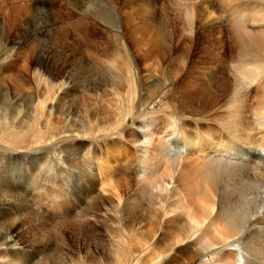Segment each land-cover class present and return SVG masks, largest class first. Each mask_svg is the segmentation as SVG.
Instances as JSON below:
<instances>
[{"label": "bare ground", "instance_id": "bare-ground-1", "mask_svg": "<svg viewBox=\"0 0 264 264\" xmlns=\"http://www.w3.org/2000/svg\"><path fill=\"white\" fill-rule=\"evenodd\" d=\"M11 1L13 3V5L10 4L11 6L0 3V15L3 14L4 7L6 6L8 7V13H10L9 16L6 14L7 17L0 22V40L5 45L10 41V29L5 24L10 23L9 25L11 26L22 24L25 26L23 32L24 37L20 38L17 44L22 42L27 43L31 40H35L36 42V45H28L26 47L28 49L25 50V52L30 54L33 63L37 65V68L31 74L36 84L34 88H31L33 85L29 87L25 79L19 77L20 75L13 76L10 74L2 79L0 78V111L6 114L4 105L11 106L13 102L15 104L16 100L24 95V93H29L30 99H33L35 95L38 96L36 91L44 88L45 94L41 103H44V106L46 101H48L47 105L49 103L51 104L47 108L46 114L51 120L49 119V126L46 129L53 134L52 137L47 138L48 141L46 144L66 141V148L74 154L75 151L70 149L69 146L71 145L67 141H75L80 137L85 138L84 136L86 135H82L84 133L76 129V127H73L75 125H70L65 118L73 112H76L75 103L77 101L84 108V116H87V119H89L88 123L92 122L96 124L98 133H95L97 134L95 137H106L114 134V132L120 131L121 125L126 123L127 118H136L138 108H143L151 104L156 97L164 94L166 87L167 90L170 89V86H173L172 96L168 98L169 100H167L163 108L168 107L173 112L182 114V116L204 115L205 117V115H209V118L213 119V121H217V123L222 121L231 130V135L222 141H219L220 138L211 136V130L209 131L206 128L199 127V125L195 126L193 131H184L185 135L183 137H177L174 134L172 123L168 119L162 121L163 116L159 114L148 120H137L136 128L131 131V137H129L128 141L138 152L139 157L137 160L132 161L133 157L129 163L121 160L129 149L127 147L125 148V144L121 140H118L114 144L115 151H112V154L118 153V155L114 157L112 165L109 164L110 160L108 158L107 148L96 151V155L108 164V176L115 178V181L109 185L108 189L97 193L96 205L90 210L91 212L88 210L83 212L86 223L88 224L87 220L89 217L96 220L101 210L107 215L110 214V219L113 217H122L124 213L129 217L133 210L129 208L125 209V196L129 189L133 187L132 185H134L135 190H133L137 192L138 197L141 194V198L146 199L148 210H145L146 214L141 215L140 220L133 221V223L123 225L124 221L115 224L116 230H121L120 232L122 233L128 235L142 234L140 238H147L144 243L146 246L143 249L132 251L133 257L142 256L141 253L150 246V242L154 239L155 234L160 233L165 228L164 218L174 217L176 214L183 212L184 218L182 220L171 222L167 226L173 234L172 239L174 243H180L186 239L190 240L194 233H198L202 250L210 252L216 247L220 245L224 246L228 241H231L235 243L232 246L236 248V260L229 264H243V257L238 244L239 240L236 237L246 233L250 234L253 231H259V227L255 230H249L248 225L257 216L264 213V138H262L263 140H261L260 145H255L250 140L251 127L247 125L248 123L246 124L244 122V114H242L248 108H255L254 114L258 115L257 119L255 118L256 124L264 127V93L261 95L263 99L261 98L257 101H253L251 97L253 88L259 89V87H264V73L255 78V74H253L254 69L252 71L246 65L243 69V67H239L237 64L242 58L248 62V59L250 57L252 59L256 52L264 53V30L256 32L255 45L252 46V49L256 52H253V55L252 50L251 54L248 50L246 43H249V41H247V38L239 31H236L237 28H242L244 12L246 9H250V7L248 8L246 4L242 5L243 3H239L242 6H237L234 18L237 27L234 31L235 42L242 49L243 54H241V58L232 65L229 70L231 72L230 75L227 74L225 67H222L226 64V60L224 58L219 59L217 63L222 68L209 72V77H214L216 80L215 83L209 84L196 71L189 70L187 71L188 74H182L180 68L173 69V71L169 70L168 73L161 71V62L164 61L167 53L166 47L161 41L160 43L157 40V35L154 34L150 27L145 24L143 25L142 0H137L138 3L135 2L136 0H66V5L72 6L74 11L73 13H66L64 17H57L58 15L52 14L51 10L49 12L42 9L43 7L39 8L25 4L24 2L26 0L24 2L22 0ZM53 1L55 0H50V2ZM187 2L188 0H181L185 8V17H180L186 22L193 24L194 22L202 21L203 23H209L211 21L210 16L206 17L207 15L205 13H200L198 12L199 10H196L197 7L195 5L188 6ZM173 6L177 9L178 5L173 4ZM260 10H258L259 13H261ZM75 12H78V16H76L77 20L74 21ZM249 13L247 12V14ZM262 15L264 17L263 13ZM7 18L9 21L5 23ZM253 18L251 19L252 21L255 20ZM170 19L171 24H173V19ZM55 22L59 23V29L56 32L59 37H56V41L60 42L56 44L48 42L49 39L54 40V38H51L52 34L50 31L51 25ZM75 22L76 24L77 22L84 24L99 22L100 25L106 28L114 29L116 31L114 35L115 40L117 42L121 41V44H118L119 49L115 52L108 46H102L101 49L94 46L92 53L84 58L85 56L83 57L82 53L77 52L79 50L78 44L76 41H73V54H81V56L78 58L73 56L75 68L73 72L64 75L62 71L66 61L64 51L71 46V44L67 43V36L70 32L66 30L65 24L74 25ZM256 22L258 21L256 20ZM124 26H126L130 42L133 44L134 50L132 54L135 52L137 54L135 55L134 61L130 57V49L126 46V41L123 38ZM41 37L45 39L42 40ZM249 44L251 45V43ZM53 53H56V57L59 58L56 61L51 58ZM123 58L126 59V70L119 64L120 59ZM140 63L144 64L143 71L139 67ZM38 67L40 69L43 67L44 71L46 73L48 72V76L45 77L43 71L39 70ZM27 72L30 74L29 71ZM139 72H143V78L145 79V87H143V90L150 92L142 98L138 92L141 86L138 78ZM22 79L25 83L22 82ZM77 88H81L82 91H91L95 94V99L85 101L83 97H80L81 93H78L80 96L76 98H79V100L73 98L70 101H63L68 96L66 92L60 97V94L65 89H70L71 92L77 93ZM245 88L247 92L244 90ZM34 89L35 91H29ZM178 90H181V94L178 93ZM109 93L115 95L121 105H124L123 103L125 102L127 106L124 115H119L115 119L117 120V126L114 128V131L107 126L108 123H103L109 121L108 119H110L111 115H114L115 111L113 109L114 105L109 98ZM177 93L179 96H176ZM10 95H12L11 98L13 99L9 98ZM227 96H229V101L220 104V101ZM54 102L59 103L60 106L53 105ZM65 105L66 108L64 109L63 106ZM223 106H226L225 108L228 110L226 117L220 113ZM239 108L240 110L238 111ZM99 111L105 115V119L107 120H102V122L100 120L97 121L96 116ZM17 114L20 115L19 113ZM101 123L103 124L101 125ZM24 124L25 122L20 119V116H14L7 119L6 124L0 129V134L11 136L8 139V143H13L14 146L16 145V149L25 148L29 144L27 140L23 139V134H28L26 127L23 128ZM103 125H106V127H103ZM160 127L164 128L160 129ZM263 127L260 129H263ZM190 133L195 135L191 136ZM200 134L203 136H200ZM37 137L34 140L35 143L38 142ZM237 139L242 142L245 140V143L248 140L250 142L246 148L244 147L245 151L243 150V156L249 162L257 160L252 163L251 172L243 171L245 167H243L242 163L239 164V161L236 159L229 161V158L224 159L220 155L218 156V151L227 149L231 145L237 148L238 146L236 147L234 143ZM3 148L5 150L9 149L7 146H3ZM244 148L239 147L238 149ZM60 151L62 152V150ZM61 152L59 153L61 154ZM188 152L190 156L187 158L184 153ZM192 154H196V157H193ZM241 158L239 157L240 160H244ZM162 159L165 161L164 170H160L158 168L159 166L157 167V164ZM194 162L199 165V167H196L194 175L201 177L204 185L195 182L196 184L193 183L188 187V183L186 184V171L189 168L188 166ZM133 164H135V167L137 166L136 175H133L131 172L134 169ZM5 171L7 172L9 185H6L7 187L0 186V210L2 211L0 217L4 218L3 223H0V250L3 249L6 252L13 250V253H16L14 248L21 246L20 233L29 222L26 216L29 217L31 212L28 211V215H19L17 218H11L13 212L9 211L17 208L20 212L22 208H28V210L31 208L27 205L26 200L15 192L16 190L10 188L11 186L19 188L27 185L26 180L23 178L25 175H18V173L17 175H11L10 170L5 169ZM119 171L124 173L121 174L123 176L119 175L117 178L116 175L119 174ZM28 172L30 173V171ZM120 176L121 179H119ZM92 189V192H94L95 188L93 187ZM89 214H92V216H89ZM132 216L135 218L134 215ZM147 218L149 224L146 225L144 223ZM219 221H222V224H219ZM110 222L112 221L110 220ZM41 238L40 243L44 245L46 237L42 235ZM82 245L89 251V257H87L90 261L89 263L97 264L96 259H94L95 252L91 253L93 252L91 249H97V245L89 240H84ZM47 250L51 251V248ZM61 254L65 255L63 252ZM166 254L167 252H161V255H158V257L163 259ZM37 264L63 263L60 255L47 252L45 257ZM221 264H226V262Z\"/></svg>", "mask_w": 264, "mask_h": 264}, {"label": "rangeland", "instance_id": "rangeland-1", "mask_svg": "<svg viewBox=\"0 0 264 264\" xmlns=\"http://www.w3.org/2000/svg\"><path fill=\"white\" fill-rule=\"evenodd\" d=\"M24 1L25 0H22V2ZM135 2L138 3L137 0ZM141 2L143 25L145 24L150 27L154 34L157 35V40L159 42L161 41L166 47L167 53L164 61L161 62V71L168 73L169 70L173 71V69L177 68L181 69L180 72L182 74H186L189 70L196 71L199 75H202L203 80L209 84L216 82L214 77H209V72L225 67L227 74L230 75L231 72H229V70L232 65L235 64V62L241 58V54H243L241 47L235 42L234 31L237 27L234 18L237 6L241 7L246 4V6L248 8L250 7L252 10V12H250V9H246L249 11L245 10L242 28H237L238 30L236 29V31L243 34L245 38H247V41L251 43V45L248 42L246 43L250 54L251 50L252 55L254 54L253 52H256L252 49L257 37L256 32L264 30V17L262 15V13L264 14V0H188V6L195 5V7H197L196 10H199L198 12L205 13V15H207L206 17L210 16L209 18L211 19L209 23H203L201 21L197 23L194 22L193 24L186 22L181 18L183 16L185 17V8L183 7L181 0H142ZM0 3L3 5L6 4L7 6L13 5L11 0H0ZM24 3L39 8L43 7L42 9L49 12L51 10L52 14H55L56 16L58 15L57 17H64L66 16V13H73L74 11L72 6L66 5V0H55L53 2H50V0H26ZM239 3L243 4L239 5ZM173 4L178 5L177 9ZM7 6L4 7V12L0 15V22L10 14L8 13ZM259 9H261V13H259ZM247 12H250L249 14L251 15L247 14ZM256 12L257 14H255ZM51 13L50 15H52ZM77 14L78 12H75L74 21L77 20ZM170 18L173 19V24H171ZM252 18L255 19L253 20L254 22L251 20ZM256 20L258 22H256ZM262 20L263 22L261 23ZM8 21L7 18L5 23ZM95 23L91 22L90 24H84L77 22L76 24L75 22L74 25H69L68 23L67 25L65 24L66 30L70 32L67 36V43L71 44V49L69 48L64 51L66 57L64 63L65 67L62 68L64 75L73 72L75 68L73 56H75V58L81 56V54H73V41H76L78 44L79 50H77V52L82 53L83 57L85 56L84 58L92 53L94 46L99 49H101L102 46H108L111 50L113 49L112 51H118V44H121V41L117 42L115 40L114 35L116 31L100 25L99 22ZM210 23H214L212 24L213 26ZM9 24L10 23H7L5 26L10 29V41L5 45L0 40V78L2 79L10 74L13 76L20 75L19 77H23L29 87L33 85L31 88H34L36 83L31 74L35 68H37V65L33 63L30 54L25 52V50L28 49L26 48L28 45H36V42L35 40H31L27 42L29 44L26 42L17 44V41L24 37L23 32L25 26L22 24L11 26ZM124 27L123 38L126 41V46L130 49V57L134 61L135 55L137 54L135 51V53L132 54V51L134 50L133 44L130 42L126 26ZM58 29V22L51 25L50 33L52 34L51 38H54V40L49 39L48 42L55 44L60 43L56 41V37H59L56 34ZM125 34L127 35L125 36ZM45 38L41 37L42 40ZM56 53H53L51 57L55 61L59 59L56 57L59 53ZM223 58L226 60V64L220 67V64L217 62L219 59ZM125 63V58L120 59L119 64L124 70H126L127 66ZM237 64L239 67H243V69L245 65L248 69L251 68L252 71L254 69L255 72L253 71V74H255V78H257L260 74L264 73V53L256 52L252 59L251 57L248 59V62L246 60L244 61L242 58ZM139 67L142 69L141 71H143L144 64L140 63ZM38 68L43 71L45 77L48 76V72L46 73L43 67H41V69L40 67ZM27 71H29L30 74H28ZM28 75H30V77H28ZM138 78L140 81L139 83L141 84L138 92L139 96L142 98L147 96L150 92L143 90V87H145L143 72H139ZM23 79L22 82H24ZM262 88L264 89V87L252 89L253 92L251 97L253 101L262 98L261 95L264 93ZM77 89V93L71 92L70 89H65L63 93L60 94V97L66 92V95L68 96L65 100L63 99V101H70L73 98L79 100V98H76L80 96L78 93H81L80 97H83L85 101H92L95 99V94L91 91L87 92L82 91L81 88ZM172 90L173 86H170V89L168 90L166 87L164 94L156 97L151 104H148L143 108H138L136 118H127L126 123L121 125L122 127L120 131L114 132V134H110L106 137H95L97 135L95 133H98L96 124H93L92 122L88 123L89 119H87V116H84V108H82L77 101L75 103L76 112H73L70 116L65 118L70 125H75L73 127L81 130L84 133L82 135H86L84 136L85 138L80 137L75 141H67L68 144L71 145L69 146L70 149L75 151L74 154L66 148V141L46 144L49 137H52L53 134L46 129L49 126L48 121L51 120L46 114L47 108H49L51 104L49 103L47 105L48 101H46L45 106L44 103H41L45 94L44 88L36 91L38 96L35 95L33 99H30L29 93H24V95L19 97L18 100L15 99V104L13 102V105L11 106H3L4 109H6V114H3V111H0V129L6 124L7 119L14 116H20V119L25 122L23 128L26 127L28 132V134H23V139L29 142V146L27 145L25 148L16 149V145L14 146L13 143H8V139L11 138V136L0 134V186L7 187L9 185L5 169L10 170L11 175H17V173L18 175H25L23 178L26 180L25 182H27L28 186L25 185L24 187L19 188L11 186L10 188L16 190L15 192L20 194L21 197L26 200L27 205L31 209L28 210V208H22L19 212V210L15 208L9 212H13L11 218H17L19 215H28V211L31 213L29 217L26 216V219L29 222L20 233L21 246H16L14 248L16 253H13V250H8L6 252L1 249L0 264H37L45 257L47 252L60 255L63 264H91L87 259V257H89V251L84 245H82L84 240H89L97 245V249H91L93 251L91 253L95 252L94 259H96L97 264H221L223 262L229 264L232 261L235 262L236 248H233L234 246L232 245L235 243L231 241H228L224 246L220 245L219 247H216L210 252L202 250L198 233H194V235L191 236V239L189 238L190 240L186 239L183 242L174 243V240L172 239L173 234L167 226L170 225L171 222L182 220L184 218V215L182 214L183 212L176 214L174 217L170 216L164 218L165 228H163L160 233L155 234L154 239L150 242V246L141 253L142 256L133 257L132 251L143 249L146 246L144 243L147 238H140L142 234L128 235L122 233L120 232L121 230H116L117 228L115 227V224L124 221L123 225L133 223V221L140 220L141 215L146 214L145 210H148L146 199H142L141 194H139L140 197H138L137 192H134V185H132L133 187L129 189L125 196V209L129 208L133 210L129 217L124 213L122 217H113L110 219V214L107 215L101 210V213L96 220L89 217L87 220L88 224L84 220L83 212L85 210L90 211L95 207V200L98 198L97 193L104 189H108L109 185L115 181V178H110L108 176V164L105 163L101 157L99 158L96 155V151L107 148L109 154L108 158L110 160L109 164L112 165L114 157L118 155V153L112 154V151H115L114 144H116L118 140H121L123 144H125V148H129L124 155V157L126 156L128 159L125 157V160L123 157L121 160L126 163H129L132 157V161L137 160L139 157L138 152L128 141L129 137H131V131L136 128L137 122L140 119L148 120L159 114L163 116L162 121L168 119L172 123L174 134L177 137H183L185 135L184 131H193L194 127L198 125L209 131L211 130L210 135L217 137L218 139L220 138L219 141L226 140L231 135V130H229L222 121L219 120L220 122L217 123V121H213V119L209 118V115H205V117L204 115H184V117L182 114L173 112L168 107L163 108L167 103V100H169L168 98L172 96ZM244 90L247 92L246 88ZM29 91H35V89ZM178 93L181 94V90H178ZM178 93L176 96H179ZM11 96L12 95H10L9 98H11ZM109 98L114 105L113 109L115 111L114 115H111L110 119H108L109 121L103 123H108L107 126L114 131V128L117 126V120L115 119L118 118L119 115H124L127 106L125 105V102L123 103L124 105H121L118 102V98L112 93H109ZM226 101H229V96L223 98L222 101H220V104H223ZM53 105L60 106L57 102H54ZM225 107L223 106L221 108L220 113L226 117L228 110ZM63 108L65 109L66 105L63 106ZM239 110L240 108L238 111ZM254 110L255 108H248L242 112V114H244V122L246 124L248 123L247 125L251 127L250 140L254 142L255 145H260L261 140H263L262 138H264V127L256 124L255 118L257 119L258 115L254 114ZM2 115H4V117H2ZM96 117L97 121L100 120L102 122V120H107L105 119V115L100 111ZM191 117L192 119H190ZM103 123H101V125ZM103 127H106V125H103ZM261 127H263V129H260ZM163 128L164 127H160V129ZM193 135L195 134H191V136ZM200 136L203 135L200 134ZM36 137L38 138L37 143L34 141ZM234 143L236 147L238 146L237 148H234V146L232 147L231 145L227 149L225 148L218 151V156L220 155L224 159L229 158V161H232L231 159H236L239 161V164L242 163L243 167H245L243 168V171L251 172V166H253L252 163L257 160L249 162V160L243 156L246 146L250 143L249 140L245 143V140L242 142L237 139ZM3 146L9 147V149L5 150ZM239 147L245 148L240 149L241 152L238 149ZM14 149H16V151H14ZM60 150H62V152ZM58 151L61 152V154ZM25 154L27 155V158L25 157ZM184 155L188 158L190 153H184ZM192 156L196 157V154H192ZM239 157H242L241 159L244 160H240ZM164 163L165 161L162 159L161 162L157 164V167L159 166L158 168L160 170H164ZM133 166L134 169L131 172L133 175H136L135 172L137 166L135 167V164H133ZM188 167L189 168L186 171L187 177L185 176L187 178L186 184L188 183V187L195 182L204 185L203 179L194 175V171L199 165L194 162ZM28 171H30V173ZM123 173L124 172L119 171V174L116 175L117 178ZM121 176L119 179H121ZM29 184L31 185L29 186ZM186 184L184 185L187 187ZM93 187L95 188L94 192H92ZM0 214H2L1 210ZM132 215H134L135 218ZM89 216H92V214H89ZM3 220L4 218L0 217V223H3ZM110 220L112 222H110ZM144 224H149L148 218ZM219 224H222V221H219ZM258 227L260 230L257 232L253 231L250 232V234L246 233L242 236L239 235L240 237H236L239 240L238 244L243 257V264H264V213L257 216L253 222L248 225L249 230H255ZM136 232L138 231L136 230ZM42 235L46 237L44 245L40 243ZM50 248L51 251L47 250ZM61 252L65 253V255H62ZM161 252H167L163 259L158 257V255H161ZM13 254L16 255L14 256Z\"/></svg>", "mask_w": 264, "mask_h": 264}]
</instances>
